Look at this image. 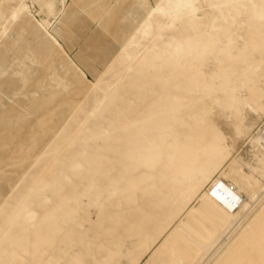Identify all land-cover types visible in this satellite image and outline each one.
<instances>
[{"label": "rangeland", "instance_id": "obj_1", "mask_svg": "<svg viewBox=\"0 0 264 264\" xmlns=\"http://www.w3.org/2000/svg\"><path fill=\"white\" fill-rule=\"evenodd\" d=\"M96 3L0 0V264H264V0Z\"/></svg>", "mask_w": 264, "mask_h": 264}, {"label": "crops", "instance_id": "obj_2", "mask_svg": "<svg viewBox=\"0 0 264 264\" xmlns=\"http://www.w3.org/2000/svg\"><path fill=\"white\" fill-rule=\"evenodd\" d=\"M72 1L74 3L80 4L81 7L92 5V2H96V1H98V3H96L97 5H104V6H110L113 3V0H72ZM183 228L184 231L189 235V237L192 238L195 242L200 240L201 237L200 233H202L200 227L193 228L183 225Z\"/></svg>", "mask_w": 264, "mask_h": 264}, {"label": "bare ground", "instance_id": "obj_3", "mask_svg": "<svg viewBox=\"0 0 264 264\" xmlns=\"http://www.w3.org/2000/svg\"><path fill=\"white\" fill-rule=\"evenodd\" d=\"M223 199H224V200H227V199H228V201H227V202H228V203H229V204H230L232 207H235V205H234V204H235V202H236V203H240V202H239V201H240V199L237 201V199H234V197H233V196H231V195H229V197H228V198H225V197H223ZM232 200H234L235 202H234V201H232ZM239 205H240V204H239ZM239 205H238V207H239ZM238 207H237V208H238Z\"/></svg>", "mask_w": 264, "mask_h": 264}, {"label": "built area", "instance_id": "obj_4", "mask_svg": "<svg viewBox=\"0 0 264 264\" xmlns=\"http://www.w3.org/2000/svg\"><path fill=\"white\" fill-rule=\"evenodd\" d=\"M232 201H234V200H232ZM234 202H235V201H234ZM234 205H235V208H237V207H238V205H239V203H236V202H235V204H234Z\"/></svg>", "mask_w": 264, "mask_h": 264}]
</instances>
